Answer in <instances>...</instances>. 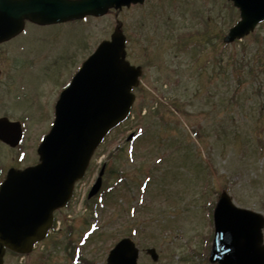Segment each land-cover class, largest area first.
Segmentation results:
<instances>
[{
	"label": "rangeland",
	"instance_id": "rangeland-1",
	"mask_svg": "<svg viewBox=\"0 0 264 264\" xmlns=\"http://www.w3.org/2000/svg\"><path fill=\"white\" fill-rule=\"evenodd\" d=\"M239 18L230 0H147L77 24L31 25L19 40L40 71L11 78L5 67L16 52L1 48L0 115L29 118L20 163L37 159L36 143L50 127L52 97L72 61L108 39L117 20L129 39L130 60L144 69L134 90L135 117L100 146L77 194L57 212L56 229L29 254L7 252L4 264H107L109 250L126 236L137 241L140 264H213L210 211L223 190L239 206L264 214V21L225 44ZM44 54L63 57L65 70L55 71L53 83L46 68L58 65ZM23 84L28 96L15 99ZM32 86L42 96L40 106L28 92ZM118 146L123 147L109 160ZM17 155V148L0 142L1 180ZM105 161V186L112 190L88 197ZM148 247L157 249L158 260Z\"/></svg>",
	"mask_w": 264,
	"mask_h": 264
},
{
	"label": "water",
	"instance_id": "water-1",
	"mask_svg": "<svg viewBox=\"0 0 264 264\" xmlns=\"http://www.w3.org/2000/svg\"><path fill=\"white\" fill-rule=\"evenodd\" d=\"M144 0H0V42L17 34L25 19L51 23L101 15ZM242 20L226 36L232 41L264 20V0H234ZM125 35L120 25L87 59L63 91L57 118L40 148V162L9 170L0 187V264L7 248L27 253L47 235L53 212L69 201L95 148L111 128L130 112L139 83L140 67L126 59ZM21 135L19 124L0 119V137L12 145ZM100 181L94 186L96 192ZM215 236L210 259L221 264H264V216L237 206L224 191L215 208ZM154 259V248L149 249ZM139 249L124 238L110 252L108 264H138Z\"/></svg>",
	"mask_w": 264,
	"mask_h": 264
},
{
	"label": "flooded vegetation",
	"instance_id": "flooded-vegetation-1",
	"mask_svg": "<svg viewBox=\"0 0 264 264\" xmlns=\"http://www.w3.org/2000/svg\"><path fill=\"white\" fill-rule=\"evenodd\" d=\"M29 25L39 26V25L33 24L31 22H27L25 30L27 29V27ZM44 27H48V26H44ZM25 30L23 33H21L17 37H14L13 39H11L9 41H6V42L0 44V50H1V48H6V49H9V51H10L13 48L14 51H11V53L13 54L14 52H16L12 56L7 57V61H9V63L5 67V70H6L5 74L8 75L9 77L13 76V73L14 74L23 73V75H30V74L32 75L35 72L40 71V69L35 67L37 64L36 59L33 57L32 54H30L31 51L27 50L29 48H26L24 46V42L19 40L21 37L27 36L31 29L30 30L28 29L27 34H24ZM78 43H80V42L76 41L74 45L76 46ZM68 48H70V46ZM73 48H74V46H73ZM80 49H81V47H76V49H74V51H72L75 53V58H78V55L80 54ZM41 54H43V53L36 54V55L40 56ZM67 54H69L68 51H67ZM44 55H45V58L50 60V62L56 63V65H58V66H55V68H49V67L46 68V70L49 71L48 75L53 76V79H52V83H53V80L55 77V71H57L58 73H62L65 70V67L60 64V62L63 60V57L59 56L58 54H54L53 56L49 55V54L48 55L44 54ZM70 56L71 55L69 54L68 57H70ZM76 61H78V59L77 60L75 59L72 61V62H74L73 65L74 64L75 65L74 66L70 65V67L73 66L72 68H74V69L71 68L69 74H67V75H70L76 69L75 68L76 65L80 63V61H78L77 63H76ZM65 82H66V78L63 79V82L60 85V87L63 86L65 84ZM34 88L35 87L32 86L33 94L37 91V89L35 90ZM1 175H2V167L0 166V177H1ZM0 181H1V179H0Z\"/></svg>",
	"mask_w": 264,
	"mask_h": 264
}]
</instances>
